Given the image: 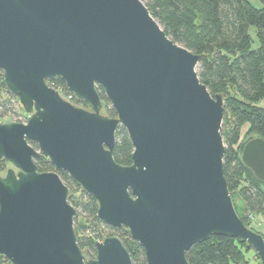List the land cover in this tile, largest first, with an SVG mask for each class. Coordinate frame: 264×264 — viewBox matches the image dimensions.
<instances>
[{
  "label": "water",
  "instance_id": "obj_1",
  "mask_svg": "<svg viewBox=\"0 0 264 264\" xmlns=\"http://www.w3.org/2000/svg\"><path fill=\"white\" fill-rule=\"evenodd\" d=\"M199 55L172 41L141 0H0V70L25 121L0 122V256L10 264H132L119 237L77 243L69 191L44 156L125 228L145 264H190L212 235L246 243L264 264V237L237 215L223 170L224 95L199 80ZM60 77L87 108L48 84ZM116 112L107 117L97 86ZM61 93V94H60ZM122 126L132 162H115ZM29 141L36 143V148ZM241 161L264 181V138Z\"/></svg>",
  "mask_w": 264,
  "mask_h": 264
},
{
  "label": "trees",
  "instance_id": "obj_2",
  "mask_svg": "<svg viewBox=\"0 0 264 264\" xmlns=\"http://www.w3.org/2000/svg\"><path fill=\"white\" fill-rule=\"evenodd\" d=\"M141 1L172 41L199 55L197 74L209 92L224 95L222 125L225 127L221 132L225 144L224 176L237 215L254 230L251 221L264 218V181L256 178L241 161L244 143L240 137L256 134L264 138V105H259V101L264 99V0H260L259 8L249 0ZM251 29L256 47H253ZM48 84L63 93V97L70 96L71 103L85 105L67 90L62 78L49 79ZM96 89L101 100L108 105L105 115L115 117L116 112L109 106L103 88L98 85ZM15 102L17 98L6 89L0 70V121L9 115V120H25L22 108L21 111L14 109ZM21 116L22 119L19 118ZM29 143L37 147L33 141ZM132 151L126 130L118 126L113 159L118 164L129 165ZM34 163L38 172L55 171L68 188L69 203L92 219L94 225L90 227L74 218L77 243L86 258L96 255V228L101 226L119 237L130 254L132 264H145L142 247L131 239L125 228L107 226L97 218V201L92 195L81 190L66 172L55 170L46 157L39 156ZM8 167L7 161L0 160V172ZM249 252H254L257 264H260L257 253L246 243L224 235H212L192 245L185 255L190 264H248ZM0 264L10 263L0 256Z\"/></svg>",
  "mask_w": 264,
  "mask_h": 264
},
{
  "label": "rangeland",
  "instance_id": "obj_3",
  "mask_svg": "<svg viewBox=\"0 0 264 264\" xmlns=\"http://www.w3.org/2000/svg\"><path fill=\"white\" fill-rule=\"evenodd\" d=\"M255 7H257V8H259L260 6H261V4H260V2L258 1V0H249ZM251 34H252V36H253V38H254V43H253V47H256V39H255V37H254V32H253V29H251ZM103 103H104V108H105V111L107 110V104H106V102H104V101H102ZM109 104H110V102H109ZM259 105H261V106H263L264 105V99H262L261 101H259ZM109 106H111V104L109 105ZM87 108V107H86ZM14 109H16L17 111L19 110V111H21V106H20V104L18 103V101L17 102H15V104H14ZM24 113V112H23ZM22 115V114H21ZM25 115V114H24ZM26 116V115H25ZM10 117V115L9 116H6V117H4L3 119L4 120H7V121H9V118ZM19 118H23L22 116L21 117H19ZM3 120V121H4ZM22 120H24V118L22 119ZM11 121H15V120H11ZM1 122V121H0ZM222 123H223V120H222ZM222 123H221V132H222V128H224L225 126H223L222 125ZM226 129H227V127H226ZM222 135V134H221ZM253 137H257V135L256 134H244V135H241V143H246L248 140H250L251 138H253ZM222 138H223V136H222ZM224 146H225V144H224ZM244 146V145H243ZM242 151V150H241ZM6 171V170H5ZM1 174H4L3 172H0ZM79 191V190H78ZM76 192V193H79V192ZM77 210V215L75 216L76 217V220H77V222L79 223V222H81V223H84L85 225H88V226H90V227H92V225H94L93 224V221H92V219L90 218V217H88V216H85V215H83V214H81L79 211H78V209H76ZM94 227V226H93ZM251 227L254 229V231L256 230V232H259L260 231V233L262 232L263 233V235H264V218H262V217H258V219H254L253 221H251ZM97 230H96V233H97V238H96V241H101L103 238H105V237H107V236H110V235H114V234H112V231H109L108 230V228H105V227H101V226H98L97 228H96ZM87 234H88V232H87ZM116 236V235H115ZM247 257H248V260H249V262H248V264H257V259H256V257H255V254H254V252H249L248 254H247Z\"/></svg>",
  "mask_w": 264,
  "mask_h": 264
},
{
  "label": "built area",
  "instance_id": "obj_4",
  "mask_svg": "<svg viewBox=\"0 0 264 264\" xmlns=\"http://www.w3.org/2000/svg\"><path fill=\"white\" fill-rule=\"evenodd\" d=\"M68 100L70 99V96H67ZM25 121V120H24ZM23 120H21V122H24Z\"/></svg>",
  "mask_w": 264,
  "mask_h": 264
},
{
  "label": "flooded vegetation",
  "instance_id": "obj_5",
  "mask_svg": "<svg viewBox=\"0 0 264 264\" xmlns=\"http://www.w3.org/2000/svg\"><path fill=\"white\" fill-rule=\"evenodd\" d=\"M81 106H82L83 108H86V105H84V104H81Z\"/></svg>",
  "mask_w": 264,
  "mask_h": 264
},
{
  "label": "crops",
  "instance_id": "obj_6",
  "mask_svg": "<svg viewBox=\"0 0 264 264\" xmlns=\"http://www.w3.org/2000/svg\"><path fill=\"white\" fill-rule=\"evenodd\" d=\"M259 2H260V0H258ZM261 4V3H260ZM260 232V231H259ZM261 234H263L262 232H261Z\"/></svg>",
  "mask_w": 264,
  "mask_h": 264
}]
</instances>
